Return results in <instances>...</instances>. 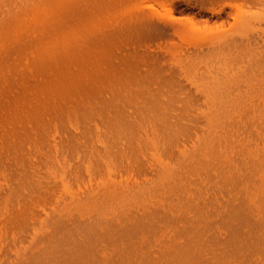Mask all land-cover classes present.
Instances as JSON below:
<instances>
[{"label":"bare ground","instance_id":"1","mask_svg":"<svg viewBox=\"0 0 264 264\" xmlns=\"http://www.w3.org/2000/svg\"><path fill=\"white\" fill-rule=\"evenodd\" d=\"M223 1L0 0V264H264V99L119 84L118 39L220 33L193 9Z\"/></svg>","mask_w":264,"mask_h":264},{"label":"rangeland","instance_id":"2","mask_svg":"<svg viewBox=\"0 0 264 264\" xmlns=\"http://www.w3.org/2000/svg\"><path fill=\"white\" fill-rule=\"evenodd\" d=\"M240 1H234L236 5L233 0L220 2L226 9L220 18L193 9L199 21L227 19L220 33L201 32L150 45L134 38L118 39L115 55L123 70L120 86L131 90L135 98L264 99V22L255 25L256 38H249L246 28L235 19L248 9ZM119 4L116 0V8ZM229 13L235 17L228 19Z\"/></svg>","mask_w":264,"mask_h":264}]
</instances>
